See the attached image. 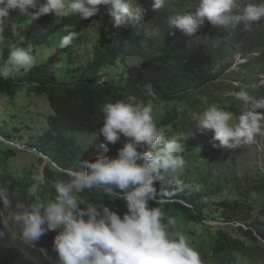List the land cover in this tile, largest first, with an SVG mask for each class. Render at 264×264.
<instances>
[{
    "label": "trees",
    "instance_id": "16d2710c",
    "mask_svg": "<svg viewBox=\"0 0 264 264\" xmlns=\"http://www.w3.org/2000/svg\"><path fill=\"white\" fill-rule=\"evenodd\" d=\"M153 3L154 0H148L142 23L124 26L122 30L110 25L113 19L105 6H101L105 10L102 15L85 20L86 28H98L99 38L93 48V60L80 69L67 70L72 77L70 81H60L56 72L44 64L14 78L15 84L26 86L28 93L46 96L53 111L47 119L48 129L29 144L54 164L43 170L45 183L41 186V196L55 197L54 182L68 179L65 169L86 171L81 162L94 161L98 156H117L118 151L108 145L107 150L94 146L90 138L98 135V129L103 126L102 108L106 103L135 96L138 102L152 103V116L157 126L166 132L163 134L167 139L175 137L184 148L180 155L186 163L179 178L186 187L182 192L165 197L167 202L162 206L165 214L176 221L183 219L201 224L208 232L216 229L210 237L208 250L197 249L204 264L264 263V176L251 183L229 172L223 179L230 182L235 193L231 199L214 201L210 205V212L216 213L227 227L204 224L210 215L207 214L209 206L201 203L202 198L205 194L221 195L228 187L218 176L223 166L220 158L212 163L209 161L210 156L219 154V149L207 140L212 132L198 135L193 119L194 114L202 113L211 104L231 111L234 119L248 110L242 101L225 97V91L245 90L254 97H264V84L261 83L264 80V20L250 31H243L242 26L219 28L205 21L197 34L190 37L179 29L169 28L167 20L172 15L195 13L198 0H166L158 12L153 11ZM251 3L260 4L259 1ZM33 11H26L24 19L31 20L32 28L24 36L22 45L18 43L21 36L12 28L3 33L1 60L15 47L29 44L36 55V49L48 45L55 34L63 37L74 32L61 27L54 13L33 19ZM82 42L78 34L68 47L70 62L73 48ZM237 55L243 62L236 61ZM147 85H151V96L146 94ZM0 135L12 141L10 135ZM197 138L205 139L203 147H192ZM0 152L4 155L0 157V186L18 192L19 201L28 203L26 190L34 183L32 177L37 173L18 175L8 170L9 158L18 151L7 148ZM156 186L162 193L174 190V185L167 183L157 182ZM194 186L199 187L197 192L191 191ZM80 198L85 202L102 203L121 218L127 211L123 200H113L95 189L86 190ZM16 202L14 198L13 203ZM150 206L159 205L150 202ZM259 208L260 216L254 217ZM3 221L2 214L0 231L4 235L0 237V264H57V254L53 250L56 231L42 236L38 249H31L27 254L5 241L8 228L3 226ZM175 230L180 231L181 227Z\"/></svg>",
    "mask_w": 264,
    "mask_h": 264
},
{
    "label": "clouds",
    "instance_id": "9594fccd",
    "mask_svg": "<svg viewBox=\"0 0 264 264\" xmlns=\"http://www.w3.org/2000/svg\"><path fill=\"white\" fill-rule=\"evenodd\" d=\"M165 3L154 0L153 11L158 12ZM237 5L238 0H198L195 13L169 16L167 23L191 37L205 21L219 28L242 26L243 31H250L264 18V3H248L239 11ZM101 6L109 8L116 27L138 25L144 20L136 0H0V45L10 27L11 11L33 9V19L54 13L60 19L87 20L99 15ZM77 35L69 32L63 36L59 48L71 46ZM24 39L21 36L18 43L22 45ZM36 63L30 44L17 46L0 60V80L28 73ZM146 94L153 95L151 85L146 86ZM224 96L242 101L248 110L234 119L231 111L211 104L193 115L195 130L212 132V146L217 149L233 150L254 143L264 126V112L258 111L264 110V97H254L245 90L225 91ZM152 112L151 102H138L135 96L106 103L98 135L103 137L101 147L105 150L125 138L117 156L81 162L86 171L65 169L68 179L54 182L56 195L52 199L41 196L45 183L42 174L32 177L34 183L26 190L28 203L19 201L18 192L0 186V215L13 207L15 198V211L10 212L9 220L20 228L22 241L33 247L42 236L56 231L53 250L57 264H204L185 234L175 230L176 219L163 211L165 197L186 187L179 178L186 162L180 155L182 144L175 137H165ZM157 182L174 185V190L162 193ZM94 189L113 200H123L127 207L123 217L102 203L81 200V193ZM150 202L159 206L151 207ZM9 220L3 221L4 227ZM3 235L0 231V237Z\"/></svg>",
    "mask_w": 264,
    "mask_h": 264
},
{
    "label": "rangeland",
    "instance_id": "374dc122",
    "mask_svg": "<svg viewBox=\"0 0 264 264\" xmlns=\"http://www.w3.org/2000/svg\"><path fill=\"white\" fill-rule=\"evenodd\" d=\"M179 1V0H175ZM252 1H259L264 3V0H238L236 11H239L244 5L251 3ZM136 6L140 7L143 11L148 10V0H136ZM30 10V9H28ZM27 10V11H28ZM104 9H101L102 15ZM27 12H20L19 10L11 11L9 14L10 27L13 31L18 33L20 36H25L29 30H31V20H25ZM261 20H264L262 18ZM85 20H81L76 17L72 18H59L60 26L65 30H72L79 34L83 41L81 44H77L73 48L72 60H69L68 48H59V42L62 38L59 33L55 34L48 45L40 46L36 49L37 63L36 65L44 64L52 68L60 81H70L71 75L67 73L68 69H80L85 67L88 63L93 60V48L99 38L98 28H86L84 26ZM112 20L110 25H113ZM120 30L124 26L118 27ZM198 32V30H197ZM197 32L194 34L196 35ZM204 33V32H203ZM185 35V34H183ZM181 34V37H183ZM2 54L0 51V60ZM237 62H243L239 55L236 56ZM18 74H15L8 80H2L0 82V133L10 135L11 142L3 141L0 139L1 144H5L7 147L0 145V149L4 150L7 148L15 149L18 153L9 158L8 164L6 165L8 170H12L18 175H25L28 172L37 174H43V170L47 165H54L52 161L45 159L42 155L29 147L30 143L36 141V139L48 129L47 119L53 115V111L49 105L46 96H36L30 94L27 91L26 86H20L15 84L14 78ZM264 84V80L261 81ZM166 133V132H163ZM198 135L200 132H196ZM212 135L208 136L207 140L212 142ZM1 137V135H0ZM204 140L197 138L193 143V148L198 146H204ZM90 141L94 146L100 147L104 141L100 135H95L90 138ZM125 138L115 145H108L113 151H118L122 148L125 143ZM214 149L213 147L210 148ZM4 155L0 152V157ZM226 157V159H224ZM44 159L40 161L39 159ZM220 158L219 161L222 163V168L218 172V176L221 177V181L228 187L221 195L212 196L205 194L202 198L201 203L208 205L207 214L208 216L204 220V224L214 227H227L226 224L221 222L216 213H211L212 203L214 201L231 199L234 190L230 188V182L226 183L223 179L229 172H235L241 179L249 182H254L257 178L264 176V126H262L261 132L256 136L254 143L244 145L240 148L228 150L219 149V154L210 156V163ZM230 179V176H228ZM198 186L191 188L192 192H197ZM13 207L3 213L4 220H9L11 211H15ZM260 208L254 213V217L260 216ZM214 215L215 218L211 217ZM263 217V216H262ZM264 218V217H263ZM181 227V232L185 234L188 242H191L196 250L204 248V251L208 250L210 245V237L215 234L216 229L212 228L209 232L204 226L188 223L183 219L176 221V227ZM8 234L6 242L12 244L14 247L23 250L25 253H30L31 249H38V242L35 247L25 244L21 239L20 228L13 224L10 220L8 223ZM205 243V244H204ZM254 264H264L262 262H256Z\"/></svg>",
    "mask_w": 264,
    "mask_h": 264
},
{
    "label": "water",
    "instance_id": "95a60500",
    "mask_svg": "<svg viewBox=\"0 0 264 264\" xmlns=\"http://www.w3.org/2000/svg\"><path fill=\"white\" fill-rule=\"evenodd\" d=\"M0 139H2L3 141H6V140L3 139L2 137H0ZM6 142H7V141H6ZM42 157L45 158V159H48V160H49V158H47L46 156H43V155H42Z\"/></svg>",
    "mask_w": 264,
    "mask_h": 264
}]
</instances>
